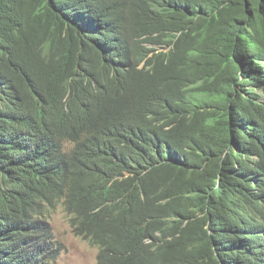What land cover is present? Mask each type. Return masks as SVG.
Masks as SVG:
<instances>
[{"label":"trees","instance_id":"1","mask_svg":"<svg viewBox=\"0 0 264 264\" xmlns=\"http://www.w3.org/2000/svg\"><path fill=\"white\" fill-rule=\"evenodd\" d=\"M59 206L95 264H264V0H0V264Z\"/></svg>","mask_w":264,"mask_h":264},{"label":"rangeland","instance_id":"2","mask_svg":"<svg viewBox=\"0 0 264 264\" xmlns=\"http://www.w3.org/2000/svg\"><path fill=\"white\" fill-rule=\"evenodd\" d=\"M257 100L261 101L259 98ZM49 220L55 239L60 246L59 255L53 264L96 263L97 248L72 234L67 216L61 206L50 212Z\"/></svg>","mask_w":264,"mask_h":264}]
</instances>
